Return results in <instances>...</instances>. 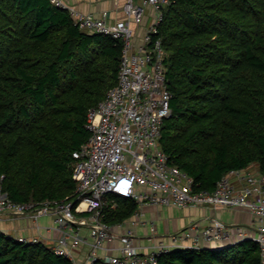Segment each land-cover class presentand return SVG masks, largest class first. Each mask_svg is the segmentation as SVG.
Wrapping results in <instances>:
<instances>
[{
  "label": "trees",
  "instance_id": "1",
  "mask_svg": "<svg viewBox=\"0 0 264 264\" xmlns=\"http://www.w3.org/2000/svg\"><path fill=\"white\" fill-rule=\"evenodd\" d=\"M153 38L168 52L173 112L160 143L170 163L195 190L252 165L264 173V0H170ZM122 54L121 41L82 30L50 0H0V184L13 200L76 198L74 154L90 139V111L118 83ZM138 209L110 194L105 219ZM0 264L73 263L0 229ZM158 264H261V250L251 239L175 248Z\"/></svg>",
  "mask_w": 264,
  "mask_h": 264
},
{
  "label": "built area",
  "instance_id": "2",
  "mask_svg": "<svg viewBox=\"0 0 264 264\" xmlns=\"http://www.w3.org/2000/svg\"><path fill=\"white\" fill-rule=\"evenodd\" d=\"M50 1L67 9L82 30L110 35L123 43L118 83L90 111V139L74 154L76 198L17 202L0 184V220L26 216L38 222L51 216L53 228L60 234L52 247L73 264H158L160 254L175 248L199 249L211 243L234 244L245 239L258 243L264 264V173L258 166L230 171L213 191L195 190L193 178L171 164L161 147L164 122L173 112V94L168 86V52L162 39L153 36L170 0H125V17L116 21L107 11L95 15L65 0ZM148 11H152V22L142 44L136 45L133 26L142 25ZM120 185L127 188L126 198L138 203V217L145 206H204L243 209L253 220L247 226L228 225L216 218L206 224L193 221L167 240L157 235L154 221H142L151 230L152 243L146 248L136 243L137 236L126 222L113 224L105 219L108 196H121L116 191ZM117 207L113 199L111 208ZM115 241L119 245L109 247ZM83 250L85 256L79 259L77 252ZM104 250L117 253L101 257Z\"/></svg>",
  "mask_w": 264,
  "mask_h": 264
},
{
  "label": "crops",
  "instance_id": "3",
  "mask_svg": "<svg viewBox=\"0 0 264 264\" xmlns=\"http://www.w3.org/2000/svg\"><path fill=\"white\" fill-rule=\"evenodd\" d=\"M69 4L75 6L82 12L99 15L105 11L109 13L110 19L116 21L125 17L123 5L125 0H65ZM153 19L152 11H148L142 25H134L136 31L135 44L140 45L143 42V36L147 27L151 24ZM143 215L138 217L132 216L131 225H127L137 236L136 243L139 246L148 248L152 243L149 236L151 230L149 226L142 225V221H154L157 228V235L160 238L167 240L173 233L182 230L189 226L193 221L208 223L211 218L221 220L223 223L231 225H250L253 217L243 209L220 208L212 209L209 207H184L179 208L175 206H145L142 211ZM54 222L51 216L41 217L38 222L31 220L29 217H18L15 219L0 220V229L6 233H11L18 236V238H29L31 240L39 239L49 245L54 246L60 237L57 230L53 228ZM126 228V229H127ZM118 241L113 242L109 247H117ZM209 247H223L229 245V242L211 243ZM79 259H83L86 250L77 252ZM117 252L101 251V257L107 254H116Z\"/></svg>",
  "mask_w": 264,
  "mask_h": 264
},
{
  "label": "clouds",
  "instance_id": "4",
  "mask_svg": "<svg viewBox=\"0 0 264 264\" xmlns=\"http://www.w3.org/2000/svg\"><path fill=\"white\" fill-rule=\"evenodd\" d=\"M116 191L118 194H120L123 197L128 196L127 188L122 186V185H120L118 188H116Z\"/></svg>",
  "mask_w": 264,
  "mask_h": 264
},
{
  "label": "rangeland",
  "instance_id": "5",
  "mask_svg": "<svg viewBox=\"0 0 264 264\" xmlns=\"http://www.w3.org/2000/svg\"><path fill=\"white\" fill-rule=\"evenodd\" d=\"M10 218H12V217H10ZM10 218H9V219H10ZM16 218H18V217H16ZM131 218H132V217L127 218V219H125L123 222H126L127 225H131V222L133 221ZM12 219H15V218H12ZM7 234H10L11 236L18 238V236L13 235V234H11V233H7ZM27 240H28V241H32V240L29 239V238H27ZM34 240H36V239H34ZM37 240H39V239H37Z\"/></svg>",
  "mask_w": 264,
  "mask_h": 264
}]
</instances>
